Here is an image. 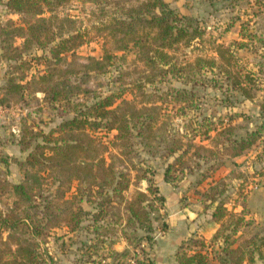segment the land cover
<instances>
[{
  "label": "rangeland",
  "instance_id": "1",
  "mask_svg": "<svg viewBox=\"0 0 264 264\" xmlns=\"http://www.w3.org/2000/svg\"><path fill=\"white\" fill-rule=\"evenodd\" d=\"M165 1L179 15L190 17L202 35L189 44L179 43L168 49L172 63L164 67L146 63L141 57L144 50L133 43L123 50L116 48L107 35L106 24L115 16L121 17L124 8L135 5V0H69L45 9L40 16L64 19V22H53L51 27L56 35L80 32L85 42L58 58L52 56L54 42L33 45L22 52L21 60L4 57L10 44L22 47L24 39L3 35L2 27L24 26L34 17L0 5V156L8 159L7 165L0 162V177L18 183L25 180V175L34 174L36 167L31 168L24 161L35 144L43 142L42 136L35 132L41 130L57 136L64 121L74 115V104L90 105L106 95H113L115 104L126 99L138 107L159 106L156 125L182 134L183 142H192L183 157L192 171L188 166L180 168L176 164L170 171L174 176L170 182L164 178L167 165L174 163L181 151L166 155L162 139L148 149L140 138H134L132 155L120 154V148L112 146L106 153L107 161L118 172L130 174L129 187L122 193L126 199L137 190L147 191L149 182L144 177L158 186V191L149 195L153 230L132 229L126 223L125 203L120 196H115L111 185L94 186L91 192H78L72 187L66 196L71 198L72 208L79 203L83 209L82 221L77 227L73 229L72 225L60 222L41 236L17 232L18 237L37 242L47 264H118L130 258L137 264H153L151 252L160 248L157 241L184 208L192 213L188 216L205 220L198 224L212 218L215 204H209L207 196L217 183L225 188L218 198L230 209L226 224L241 217L243 239L251 235L264 237V111L261 108L264 103V0ZM219 46L230 57L229 62L222 61L229 74L218 67ZM106 49L113 57L104 68L86 66L90 56L101 58ZM198 59H216L217 63L211 65ZM48 70L53 72V83L73 88L68 100L44 99V93L38 90L41 85L38 76ZM230 75L238 76L247 84L253 96L248 98L234 88ZM10 76L22 80V95L5 94L3 86ZM172 88L185 90L183 100L170 96ZM225 125L232 126L230 134L236 138H248L256 132L255 141L238 155H233L232 149L218 151L225 136L218 137L216 132ZM96 134L112 139L116 131L99 128ZM22 138L25 143H31L25 151L19 146ZM199 147H203L200 155L195 156V149ZM209 150L214 153L211 155ZM212 164L216 165L215 170L210 169ZM41 173L46 177L37 190L43 198H52L58 182L50 170ZM43 198L38 195L40 208H30L32 213H43ZM10 206L11 196L0 195V208L7 210ZM218 224V229L224 227ZM169 233L171 236L172 231ZM212 238L204 243L210 250L218 251L219 241ZM260 249L264 252V243ZM214 256L208 264H217ZM256 264H264V260L257 259Z\"/></svg>",
  "mask_w": 264,
  "mask_h": 264
},
{
  "label": "trees",
  "instance_id": "2",
  "mask_svg": "<svg viewBox=\"0 0 264 264\" xmlns=\"http://www.w3.org/2000/svg\"><path fill=\"white\" fill-rule=\"evenodd\" d=\"M67 1L69 0H0V5L5 4L11 11L26 12L34 17L24 26L2 27L3 35L21 36L24 39L22 47L10 44L7 52L3 54L4 57L8 60H21L22 52L33 45L46 46L54 42L51 52L54 58H58L61 53L82 45L85 40L80 32L69 31L67 36L63 34L58 36L54 33L51 27L53 22H64V19L59 20L57 16H40L45 9H52ZM135 3L124 8L121 17L111 18L106 24L107 35L118 49H126L130 43L143 49L141 57L148 64L159 63L161 67L171 65L172 55L169 54L168 49L179 43L189 44L194 38L202 35V30L193 24L190 17L179 15L165 0H135ZM21 31L23 33L19 34ZM240 45H244V42ZM217 51L221 61L218 67L229 74L222 62L230 61V57L225 56L227 50L219 46ZM112 57L113 55L106 49L101 58L90 56L86 66L100 70L111 61ZM215 60L205 59L203 62L214 65ZM22 63L26 62L22 61ZM160 70L164 72L167 68ZM52 77L53 72L50 70L38 76V81L41 83L38 90L44 93V99L49 102L68 100L73 88L53 83ZM230 77L234 88L248 98L253 96L251 89L238 76L230 75ZM245 77L249 76L245 75ZM21 81L15 76L8 77L3 86L5 94L22 95L24 84ZM184 93L183 89L172 88L170 96L180 101L183 100ZM80 105L83 108H79ZM261 108L264 111V103ZM72 109L74 115L64 121L57 136L53 137L52 133L45 134L41 130L35 132V135L42 136L43 142H37L24 161L31 168L36 167L34 174L25 175V180L18 183L0 177V195L6 194L12 198V206L7 210L0 208V264H47V258L38 250L37 242L20 238L17 232H26L34 237L44 235L49 227L60 222L72 225L73 229L77 227L82 221L83 209L79 203L72 208L74 204L72 205L71 198L66 196L72 187H76L78 192L82 190L91 192L94 186L111 185L115 196H120L125 203L128 213L126 223L132 229L153 230L149 209L152 208V204L149 202V195L157 192L158 186L148 177H144L149 182L147 191L137 190L131 198L126 199L122 193L129 187L130 174L118 172L113 163L107 161L106 153L112 146L120 148V154L132 155L135 152L134 138H140V142L148 149L153 146V142L162 139L165 142L166 155H176L181 151L175 162L167 165L165 180L170 182L174 179L170 171L176 164H179L180 168L188 166V170L192 171L188 161L183 159L192 142H183L182 134L172 133L165 126L156 125L160 116L159 106L138 107L126 99L115 104V97L106 95L90 105L83 102L74 104ZM99 128H105L109 132L115 130L116 134L112 139H106L105 135L96 134ZM231 131V125H225L217 130L218 137L225 136L220 143L222 149L218 146V151L232 149L233 155H238L255 141L256 132L250 133L248 138H236L230 134ZM19 144L22 151L31 146V143H25L23 138L20 139ZM202 148H196L194 155L199 156ZM209 151L211 155L214 153L212 150ZM0 162L7 165V157L0 156ZM210 169L215 170L216 165L212 164ZM47 170L53 173V177L58 182L56 193L52 198H43L37 190L46 177L41 172ZM224 191L225 188L217 183L210 188L207 196L209 204H215L211 219L224 225L222 229H217L212 238L219 241L218 251L210 250L204 240L192 237L177 253L180 264H208L210 257L213 258L214 255L217 264H256L257 259L264 260V252L260 249L261 244L264 243L263 236L251 235L243 239L245 233L240 229L243 221L241 217L226 224L230 209L218 198ZM38 195L45 200L41 214L29 210L40 208L37 202ZM241 239L243 241L240 242ZM213 251H215L214 255Z\"/></svg>",
  "mask_w": 264,
  "mask_h": 264
},
{
  "label": "crops",
  "instance_id": "3",
  "mask_svg": "<svg viewBox=\"0 0 264 264\" xmlns=\"http://www.w3.org/2000/svg\"><path fill=\"white\" fill-rule=\"evenodd\" d=\"M192 214L190 210L184 208L177 214L173 221L170 222L168 231H164L161 240H158L156 245L159 244L160 248L152 253L153 264H180L177 258V253L180 248L186 246V241L190 238H201L207 242L211 239L217 231L219 224L209 218L207 223L198 224L203 221L199 217L188 216ZM205 221V220H204ZM172 231V235L170 233ZM219 247V244H217ZM155 246V245H154Z\"/></svg>",
  "mask_w": 264,
  "mask_h": 264
},
{
  "label": "built area",
  "instance_id": "4",
  "mask_svg": "<svg viewBox=\"0 0 264 264\" xmlns=\"http://www.w3.org/2000/svg\"><path fill=\"white\" fill-rule=\"evenodd\" d=\"M118 264H137L134 258H130L127 262H120Z\"/></svg>",
  "mask_w": 264,
  "mask_h": 264
}]
</instances>
